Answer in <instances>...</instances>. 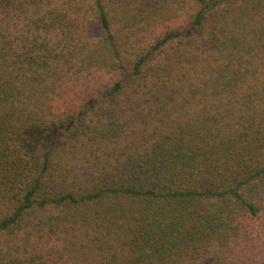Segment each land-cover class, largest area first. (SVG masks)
Here are the masks:
<instances>
[{"label": "trees", "instance_id": "16d2710c", "mask_svg": "<svg viewBox=\"0 0 264 264\" xmlns=\"http://www.w3.org/2000/svg\"><path fill=\"white\" fill-rule=\"evenodd\" d=\"M0 264H264V0H0Z\"/></svg>", "mask_w": 264, "mask_h": 264}, {"label": "rangeland", "instance_id": "374dc122", "mask_svg": "<svg viewBox=\"0 0 264 264\" xmlns=\"http://www.w3.org/2000/svg\"><path fill=\"white\" fill-rule=\"evenodd\" d=\"M89 32H90V36L92 38H98L101 36L102 30H101L100 26L96 25V26L92 27Z\"/></svg>", "mask_w": 264, "mask_h": 264}]
</instances>
